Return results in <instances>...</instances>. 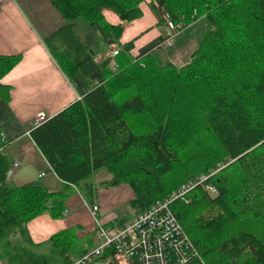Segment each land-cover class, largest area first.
Listing matches in <instances>:
<instances>
[{
  "label": "trees",
  "instance_id": "obj_1",
  "mask_svg": "<svg viewBox=\"0 0 264 264\" xmlns=\"http://www.w3.org/2000/svg\"><path fill=\"white\" fill-rule=\"evenodd\" d=\"M145 1L51 0L65 24L45 43L80 97L29 131L63 181L61 191L39 181L8 183L11 161L0 126L4 264L54 257L55 264H72L89 250L74 227L52 235V255L41 258L26 228L43 213L62 218L76 191L93 204L99 188L129 184L133 217L212 172L208 183L216 196L198 185L187 193L188 203L174 200L172 211L208 264H264V0H149L159 24L169 18L178 34L201 18L211 26L181 66L163 64L153 52L164 36L133 57L134 41L120 43L123 23H110L102 11L130 22L142 16ZM76 20L92 24L107 45L122 46L115 65L109 57L95 59L71 25ZM20 59L0 55L2 100L11 90L2 79ZM102 169L110 178L96 182ZM127 220L118 218L116 226Z\"/></svg>",
  "mask_w": 264,
  "mask_h": 264
},
{
  "label": "crops",
  "instance_id": "obj_2",
  "mask_svg": "<svg viewBox=\"0 0 264 264\" xmlns=\"http://www.w3.org/2000/svg\"><path fill=\"white\" fill-rule=\"evenodd\" d=\"M148 2L146 0L141 4L143 14L140 18L125 23L113 10L102 9L107 21L123 23L120 43L134 41L131 50L133 57L145 45L166 35L165 25L159 24ZM64 24V17L51 0H0V55L21 57L2 79L4 84L11 87L10 98L0 99V126L7 141L4 150L11 161L7 181L13 186L39 181L51 192L63 189V181L51 170L29 131L38 113L52 117L80 97L45 43V38ZM71 25L97 61L108 57L111 61L115 60L112 51L114 48L120 50L121 45L112 44L107 48L100 45L103 39L101 33L85 21L76 20ZM210 27L206 19L201 18L171 39L170 44L164 43L153 52L159 53L163 64L184 65L190 61L200 39ZM17 161L19 164L14 166ZM134 198L132 187L126 183L99 188L93 204L76 191L66 201L68 212L62 218L53 219L50 214L43 213L27 223L30 240L36 245L31 248L41 258H48L52 255L49 242L52 235L74 227H80L78 238L84 247H94L98 243L94 232L95 220L100 219L105 225L112 226L121 218L120 208ZM93 206H98L95 217L92 214ZM0 264H4L1 259ZM43 264L49 262L44 261Z\"/></svg>",
  "mask_w": 264,
  "mask_h": 264
},
{
  "label": "built area",
  "instance_id": "obj_3",
  "mask_svg": "<svg viewBox=\"0 0 264 264\" xmlns=\"http://www.w3.org/2000/svg\"><path fill=\"white\" fill-rule=\"evenodd\" d=\"M165 26L166 41L169 42L178 34L180 26L169 18ZM118 51L120 50H113V56H116ZM111 65H115L114 60L111 61ZM48 119L46 113H38L31 127L40 125ZM18 164L17 161L15 165ZM214 173L188 180L169 197L156 201L123 225L110 227L100 219H96L94 232L97 245L89 248L72 264H113L114 262L117 264H208L183 229L170 205L176 199L188 203L187 193L198 185H202L211 196H216L217 189L208 183ZM97 211L98 206H93V217ZM67 212L66 210L64 214Z\"/></svg>",
  "mask_w": 264,
  "mask_h": 264
},
{
  "label": "rangeland",
  "instance_id": "obj_4",
  "mask_svg": "<svg viewBox=\"0 0 264 264\" xmlns=\"http://www.w3.org/2000/svg\"><path fill=\"white\" fill-rule=\"evenodd\" d=\"M164 25H165V24H164ZM165 28H166V26H165ZM184 31H185V28H184V30H183L182 32H184ZM180 35H182V34H180ZM165 37H166V35H165ZM99 39H100V38H99ZM171 41H172V40H171ZM171 41H169V42L166 41L165 44H170ZM99 44H100V45L103 44L106 48L108 47V45L106 44V42H105L103 39L100 40V43H99ZM115 46H118V44L116 43ZM161 47H162V45H161ZM117 48H119V47H117ZM113 50H115V48H114ZM156 53L159 54L158 52H156ZM15 164H16V163H15ZM15 164H14V166H16ZM108 178H110L109 173H108L105 169H102V170L97 171V172L94 174V178H93V179L99 182V181H102V180H104V179H108ZM132 189H133V188H132ZM132 213H133V210L131 209V207H130V205H129L128 203L125 204V205H123V206L120 208V216H121L122 219L130 218ZM113 225L116 226L117 223H114ZM54 258H55V259L50 258V259L48 260L49 264H54V263L57 261L58 257H54ZM98 264H104V263H98Z\"/></svg>",
  "mask_w": 264,
  "mask_h": 264
},
{
  "label": "bare ground",
  "instance_id": "obj_5",
  "mask_svg": "<svg viewBox=\"0 0 264 264\" xmlns=\"http://www.w3.org/2000/svg\"><path fill=\"white\" fill-rule=\"evenodd\" d=\"M148 209V208H147ZM146 210V209H145Z\"/></svg>",
  "mask_w": 264,
  "mask_h": 264
}]
</instances>
